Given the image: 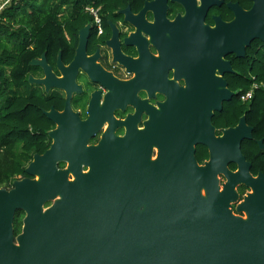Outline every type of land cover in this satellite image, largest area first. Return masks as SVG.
Segmentation results:
<instances>
[{"label":"flooded vegetation","instance_id":"1","mask_svg":"<svg viewBox=\"0 0 264 264\" xmlns=\"http://www.w3.org/2000/svg\"><path fill=\"white\" fill-rule=\"evenodd\" d=\"M255 1L124 0L111 11L95 8L99 27L84 9L91 20L71 34L63 29L61 46L47 41L44 51L29 60L27 83L40 94L42 114L51 108L63 113L57 168L66 170L72 181L74 173L99 171L103 158L107 160L109 184L85 196L90 210L81 213L88 220L76 222L85 237L108 250L107 240H141L143 264L258 263L253 258L255 238L264 225L247 216L249 205L244 203L254 194L252 184L258 206L264 197V148L258 144L261 140L264 146V139L253 136L242 109L248 101L230 86L229 76L250 74L253 59H246L247 49L259 40L253 39L242 57L236 53L241 44L228 47L222 40L225 24L238 9L249 11ZM85 26V43L73 72L68 67ZM42 55L44 69L30 64ZM30 76L60 79L61 85L49 84L46 91L30 83ZM205 76L219 77L226 85L214 84L212 90L193 81ZM187 83L191 90L185 92ZM222 88L232 92L229 100ZM185 95L198 99V111ZM44 117L50 126L48 149V132L57 124ZM242 117L251 127V138L239 143L244 161L235 149L227 154L232 140L227 144L220 139ZM172 128L175 135L164 142ZM106 137L105 148L95 150ZM71 158L78 165L69 167ZM169 168L174 184H156ZM129 174L153 183L131 185ZM132 210L137 217H131ZM226 210L239 222L228 223Z\"/></svg>","mask_w":264,"mask_h":264},{"label":"water","instance_id":"2","mask_svg":"<svg viewBox=\"0 0 264 264\" xmlns=\"http://www.w3.org/2000/svg\"><path fill=\"white\" fill-rule=\"evenodd\" d=\"M225 27L227 33L222 40L228 47L236 43L241 44V49L236 51L238 57L244 55L245 48L250 46L253 39L264 42V0L255 1L249 11L238 9L234 20L225 24ZM87 28L88 26H85L79 31L76 55L68 67L73 72L76 69L74 63L77 57L81 56ZM228 51H234V49L230 48ZM44 62V55H42L40 60L33 59L30 64L40 65L44 69ZM28 81L45 86L46 91L49 84L61 85L60 79L36 80L30 76ZM193 81H202L197 84H208L212 90L215 89L214 84H221L223 88L226 85L224 80L216 76L194 78ZM187 86L185 92L191 90L189 83ZM191 87L193 88V85ZM223 88L221 91H225V98L229 100L232 92ZM185 97L189 98V104L198 111L197 107L200 105L198 99L195 96L193 98L192 95H185ZM43 114L57 124V128L48 132L52 141L49 148L42 154L33 155L24 169L26 177L15 179L9 189L0 188V264H143L144 253L141 240H107L111 247L108 250L102 242L98 245L99 241L83 235L81 223L76 224V222L88 220V215L81 213V210H87V212L90 210V206L85 204V196L87 194L92 196L94 191L109 184L107 160L103 158L102 168L99 171L93 168L85 174L74 173V180L69 181L67 171L58 169L56 166L62 158L60 122L63 113H56L51 108L49 111H43ZM208 129L211 130L210 127ZM167 130L169 134H164V142L174 136L177 131L175 128ZM178 130L187 132L188 129L179 128ZM250 131L251 127L246 126L243 117L235 128L223 131L220 139L225 140L227 144L229 140L233 141V148L228 149V155H233L235 149L239 159L244 161L239 151V143L242 139L251 138ZM106 144L107 137L99 145L102 147H97L95 150L105 148ZM258 144L264 148L261 140H258ZM190 159L192 161V149H190ZM167 160L163 159V162ZM68 162L69 167L78 165V161L73 158L68 159ZM245 164L248 166L247 163ZM94 165V161H91L90 166ZM128 177V183L131 185L153 183L145 179L140 180V176L132 174ZM155 183L164 186L173 185L172 170L170 168L164 170ZM262 186L264 188V184ZM252 187L254 194H251L244 203L249 205L247 216L256 220L258 224L264 225V197L262 194L261 203L258 206L255 203L258 191L253 184ZM50 202L51 204L45 207ZM16 211L23 212L22 225L18 234H15L13 230V218ZM225 212L228 223L239 222V219L232 216L229 210ZM137 216L132 210L131 217ZM258 233L259 237L255 238L256 250L253 258L257 259L258 263L255 261V264H264V230H258ZM126 244L129 247L127 254L124 253ZM250 257V254H244L245 259Z\"/></svg>","mask_w":264,"mask_h":264},{"label":"trees","instance_id":"3","mask_svg":"<svg viewBox=\"0 0 264 264\" xmlns=\"http://www.w3.org/2000/svg\"><path fill=\"white\" fill-rule=\"evenodd\" d=\"M123 1L8 0L0 10V188L9 189L15 179L26 177L24 169L33 155L44 152L49 144V121L40 110L43 102L27 83L29 60L44 51L47 41L61 46L63 29L71 34L91 20L86 7L111 11ZM246 59H253L250 74L229 76L230 86L241 95L256 85L242 109L253 136L264 139V42L255 41ZM22 218L23 212L16 211L15 234L20 232Z\"/></svg>","mask_w":264,"mask_h":264},{"label":"built area","instance_id":"4","mask_svg":"<svg viewBox=\"0 0 264 264\" xmlns=\"http://www.w3.org/2000/svg\"><path fill=\"white\" fill-rule=\"evenodd\" d=\"M8 0H5V1H1L0 2V10L3 8L4 4L7 2ZM85 11L92 16V23L94 25H96L97 27H99V18L98 16L96 15V9L94 7H86L85 8ZM256 88V85H252V88H250V90H248L247 92L241 94V99L243 101H248L251 99L252 97V94H253V89Z\"/></svg>","mask_w":264,"mask_h":264}]
</instances>
